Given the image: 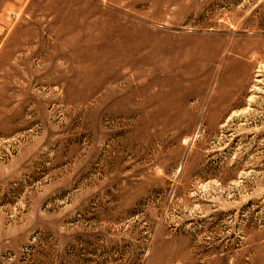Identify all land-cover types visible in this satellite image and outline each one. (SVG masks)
Wrapping results in <instances>:
<instances>
[{
  "label": "rangeland",
  "instance_id": "obj_1",
  "mask_svg": "<svg viewBox=\"0 0 264 264\" xmlns=\"http://www.w3.org/2000/svg\"><path fill=\"white\" fill-rule=\"evenodd\" d=\"M0 264H264V0H0Z\"/></svg>",
  "mask_w": 264,
  "mask_h": 264
}]
</instances>
